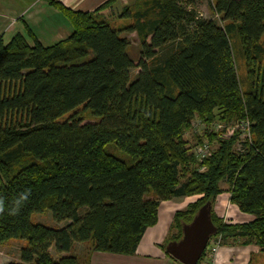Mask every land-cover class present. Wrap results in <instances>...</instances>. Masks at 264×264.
<instances>
[{
  "label": "trees",
  "instance_id": "trees-1",
  "mask_svg": "<svg viewBox=\"0 0 264 264\" xmlns=\"http://www.w3.org/2000/svg\"><path fill=\"white\" fill-rule=\"evenodd\" d=\"M45 1L71 25L65 38L46 46L28 27L0 38V243L25 239L20 260L7 264H78L75 243L131 254L160 200L200 194L175 212L177 240L201 205L212 206L220 181L254 218L222 222L211 212L212 236L264 252V0H208L221 24L197 15L195 0H136L113 15L131 18L127 25L104 13L116 0L89 11ZM128 32L139 39L137 62ZM86 112L97 121L83 122ZM195 117L205 128L190 135ZM242 119L249 136L240 151L239 131L209 129ZM211 141L217 146L196 157L192 148ZM46 210L64 225L30 220Z\"/></svg>",
  "mask_w": 264,
  "mask_h": 264
},
{
  "label": "crops",
  "instance_id": "crops-1",
  "mask_svg": "<svg viewBox=\"0 0 264 264\" xmlns=\"http://www.w3.org/2000/svg\"><path fill=\"white\" fill-rule=\"evenodd\" d=\"M28 1L30 3H27ZM59 1L70 8L89 11L106 0ZM135 1L116 0L112 10L106 9L104 13L111 17L116 12L118 14L116 11L118 7L122 10L123 7ZM26 27L30 28L38 41L46 46L65 38L72 29L66 17L59 10L48 5L45 0H0V38L3 42H7L16 33L25 34ZM195 196L196 194L184 195L160 200L157 206L156 222L146 227L133 253L85 251L77 255L78 264H182L165 248L166 244L173 240L172 237L176 232L172 224L175 212L186 208L194 201ZM214 211L219 217L226 214L228 222H248L254 218V215L240 211L237 205L230 201L228 190L218 194ZM213 238V236L210 237L207 245L211 244ZM76 244L82 243L74 245ZM260 252L262 251L254 243L244 244L233 239V242L220 244L216 249L213 264H251L254 254ZM208 263L209 259L205 255L201 264Z\"/></svg>",
  "mask_w": 264,
  "mask_h": 264
},
{
  "label": "rangeland",
  "instance_id": "rangeland-1",
  "mask_svg": "<svg viewBox=\"0 0 264 264\" xmlns=\"http://www.w3.org/2000/svg\"><path fill=\"white\" fill-rule=\"evenodd\" d=\"M24 2V1H22ZM21 3V2H19ZM27 3H30L29 1ZM194 9L197 12V15L199 16H203L207 19H213L214 21H216L218 24H221V20L219 19V17H217L213 11L211 10V6L208 0H195V5H194ZM118 13L121 12L120 8L118 7L117 10ZM117 15V12L116 14ZM109 23L111 25H127L131 22V18L129 17H120V18H116V16H111L110 19L108 20ZM126 36L128 37V39L130 40V46H129V54L131 56V58L133 59L134 62H137L138 58H139V50H140V46H139V39L136 35L135 32H128L125 33ZM44 40V39H42ZM46 41V40H44ZM51 43V42H49ZM262 44L264 46V35L262 36ZM236 63H237V72L238 75L240 77V79L242 78L241 76L244 75L245 73V67H244V60L242 57H240L238 55V59H236ZM137 72V68L136 66H134L133 68L130 69V77L133 78L135 76V73ZM84 116L83 122H94L97 121V119L95 118H90L86 113L82 114ZM242 120H233L231 122L228 123H224L222 121L219 120H214L212 124H210V128L208 126V128L211 129H215L214 131L221 133V135L223 136H229V134L233 131H239L238 134V139L237 141L234 143V148L237 151H240L242 149V143L243 141L246 139V137H248V133H246V131L244 129H242V127L240 128V124L242 123ZM214 125V127L212 126ZM196 127L191 126V128L189 129V131L191 132V134L195 135L197 133H200V131L203 130L200 128L198 131H196ZM186 136H189L188 133L186 134ZM190 138L192 139V136H190ZM210 143V149L211 151L213 150V148H215L217 146V143L214 142H209ZM190 145H193V142H190ZM106 148L116 154L121 156V153H119L116 149H114L110 144H108L106 146ZM193 149V148H192ZM123 156H125L123 154ZM219 186L221 188L220 192L223 191H229V183H227L226 181H220ZM219 192V193H220ZM218 193V194H219ZM226 194V193H225ZM218 196V195H217ZM224 196V195H223ZM200 197V194H196V196L194 197V201L196 199H198ZM193 201V202H194ZM192 203V202H191ZM215 203H216V199L212 202V206H211V212L213 214H215ZM216 217H218L222 222H228V218L227 215L224 214L223 216L219 217L215 214ZM30 220L32 222H41L44 225L47 226H63L65 222H55L52 217H51V213L49 210L43 211V212H35L31 214ZM216 234V233H215ZM214 235V234H213ZM215 237V236H213ZM240 242V241H238ZM25 244V239H7L4 240L0 243V264H7L10 261H19V251L21 246H23ZM88 244L87 243H82L81 245L76 244L72 246L71 249V253H74V255H77L80 253L82 254L85 251H88ZM50 253L52 254V256L57 259L59 255L56 252V250L54 249V247L50 248ZM252 262L251 264H264V252H260V253H256L254 254V256L252 257Z\"/></svg>",
  "mask_w": 264,
  "mask_h": 264
},
{
  "label": "water",
  "instance_id": "water-1",
  "mask_svg": "<svg viewBox=\"0 0 264 264\" xmlns=\"http://www.w3.org/2000/svg\"><path fill=\"white\" fill-rule=\"evenodd\" d=\"M217 231L211 220V202L201 205L189 222L181 226V237L166 244V251L182 264H196Z\"/></svg>",
  "mask_w": 264,
  "mask_h": 264
},
{
  "label": "built area",
  "instance_id": "built-area-1",
  "mask_svg": "<svg viewBox=\"0 0 264 264\" xmlns=\"http://www.w3.org/2000/svg\"><path fill=\"white\" fill-rule=\"evenodd\" d=\"M191 126H194V127L197 126L196 131H198L200 128L202 129L203 127H205L204 123L198 117H195L194 119H192L190 123V128ZM212 126L214 127V125ZM241 127L248 133V121H242V123L240 124V128ZM193 152L196 157L203 158L211 152L210 144L208 142H203L202 144L195 145L193 147ZM220 244H221V235L218 234L213 238V240L211 241V244L207 245L205 249L206 250L205 255L209 259L208 264H213V259L216 253V249L220 246Z\"/></svg>",
  "mask_w": 264,
  "mask_h": 264
},
{
  "label": "clouds",
  "instance_id": "clouds-1",
  "mask_svg": "<svg viewBox=\"0 0 264 264\" xmlns=\"http://www.w3.org/2000/svg\"><path fill=\"white\" fill-rule=\"evenodd\" d=\"M27 200V195H21L19 199L15 201V206L9 208V214H15L19 211V208L23 201ZM5 210V203L3 200H0V213H3Z\"/></svg>",
  "mask_w": 264,
  "mask_h": 264
}]
</instances>
